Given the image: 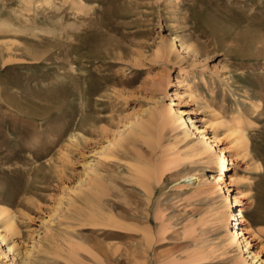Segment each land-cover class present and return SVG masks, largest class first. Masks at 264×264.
<instances>
[{
    "label": "rangeland",
    "instance_id": "obj_1",
    "mask_svg": "<svg viewBox=\"0 0 264 264\" xmlns=\"http://www.w3.org/2000/svg\"><path fill=\"white\" fill-rule=\"evenodd\" d=\"M29 1L0 0V264H261L264 0Z\"/></svg>",
    "mask_w": 264,
    "mask_h": 264
},
{
    "label": "bare ground",
    "instance_id": "obj_2",
    "mask_svg": "<svg viewBox=\"0 0 264 264\" xmlns=\"http://www.w3.org/2000/svg\"><path fill=\"white\" fill-rule=\"evenodd\" d=\"M29 2L31 3L32 0L29 1ZM26 4H28V3H26ZM25 6H29V5H25ZM1 29H2V27H1ZM173 45H174V40H172L170 42L169 48H172ZM6 48H7V46H6ZM187 50H188V48H187ZM175 104H176L175 103V100H172L171 103L168 104V105H166V106L161 105V108L158 110V112L151 113V120H147L146 122H144L145 124H142V123L139 124V127L141 128V130H144V132L146 133V135H145L146 136L145 137L146 138L145 141L147 142L148 145L151 144V143H153V142L151 140L152 139V137H151V134L152 133L150 132V134L147 135V132H148L147 125H149V124H151L153 122V116H155L156 114L159 115V118H160V120L163 123H167L170 120V118L172 119L173 117H175V118H178L179 125L180 126L182 125V127H184L185 125H187L188 122H187L186 118H184L182 115H179L177 113L176 109L174 108V105ZM133 123H135V121L130 123V127H131V124H133ZM195 129H197V128L195 127ZM200 135H201L200 140L198 142L192 144L191 149L193 151L197 152V153H201V154H206L207 153V156H206L207 158L218 157L219 160H220L219 163H220V168H221V175L222 176H226L227 175V172L226 171L228 169H232V167L230 165H233V163H234L233 162V159H231V158L229 159V157H227L224 154V152H223L222 149H220L217 152L216 146L218 145V142H214V141L213 142H210L209 141V137H207L206 135H204L202 132L200 133ZM236 140H239L242 143L244 142L246 146L249 143L248 142L249 141V137H247V135H245L244 132H242L239 135V137H237ZM136 166H137V170L139 172L145 173L146 168L143 169L142 167H139L138 165H136ZM88 178H90V179L87 181V183H84V185L86 187H84L83 185H81V186H83L84 188H87V186L89 188H92V190H91L92 192H93V189H94V194L96 195V197H98V199H100L101 196L103 197V194H105L104 191L106 189V187L104 185V182H102L100 180V178H97L96 180H93L92 177H88ZM135 180H136V182L138 184L142 185V182L139 179L135 178ZM144 189H148V188L144 186ZM92 196L93 195H91V198H92ZM98 199H96V200H98ZM92 200H95V199L92 198ZM236 200H239V197H236L235 196L233 198H229V194L225 196L226 204L224 205L225 210L221 213L222 214V219L227 220V214L231 210L230 211L231 212V215L230 216L234 220H238L239 221V224H241L242 223V220H243L242 219L243 218V212H242L241 208L238 207L235 210L232 209L233 207H236L237 206L236 205L237 204L236 203ZM0 213H4L5 214L4 215V218L6 220V224L7 225H11L13 223V217H12L11 213L8 211V209L6 207H2L1 206L0 207ZM90 213L93 214L95 212H93V211L91 212L90 211ZM225 225H226V228L228 229V231L230 232L231 231V227L227 226V223H225ZM234 225H235V222H234ZM233 228H234L233 229V232L230 234V238H229L228 242L227 243H224V245L229 247V246H231L233 244L234 245L236 244L239 249H241V248L243 249L246 246V244H247V242L244 241L245 233H247V230H245V228L243 226L240 227L239 225H235ZM7 229H9V226H8ZM3 241H5V235H1L0 234V243H2ZM15 242L12 245H6L5 246L6 248L4 250V254L7 255L9 252H15L14 257L15 256L16 257L20 256L19 260L22 263L23 261H25L26 258H25V256L23 254H21V252H20V250H19V248H18V246H17V244ZM256 257H257V255H255L254 257H251V258H254L255 259ZM242 261H244V260H242ZM242 261L239 262V264H241ZM246 264H252V263L247 262ZM261 264H264V261H262Z\"/></svg>",
    "mask_w": 264,
    "mask_h": 264
}]
</instances>
